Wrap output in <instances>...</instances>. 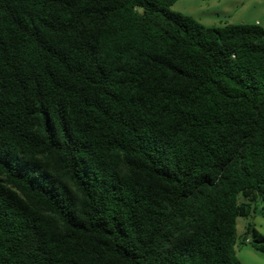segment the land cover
I'll return each mask as SVG.
<instances>
[{"label": "trees", "instance_id": "1", "mask_svg": "<svg viewBox=\"0 0 264 264\" xmlns=\"http://www.w3.org/2000/svg\"><path fill=\"white\" fill-rule=\"evenodd\" d=\"M175 1L0 0V264H241L264 28Z\"/></svg>", "mask_w": 264, "mask_h": 264}, {"label": "rangeland", "instance_id": "2", "mask_svg": "<svg viewBox=\"0 0 264 264\" xmlns=\"http://www.w3.org/2000/svg\"><path fill=\"white\" fill-rule=\"evenodd\" d=\"M170 9L189 15L206 27L258 24L264 28V0H176ZM262 222L260 230L264 234V219ZM245 226L246 219L238 218L236 256L244 264H264V253L240 244L242 238H248Z\"/></svg>", "mask_w": 264, "mask_h": 264}, {"label": "crops", "instance_id": "3", "mask_svg": "<svg viewBox=\"0 0 264 264\" xmlns=\"http://www.w3.org/2000/svg\"><path fill=\"white\" fill-rule=\"evenodd\" d=\"M245 219H246L245 229H246L247 225L249 223H251L256 228V230L264 236L263 232L260 230V225L263 223L262 220L264 219V217L259 212L256 213L255 215H253L252 217L245 218ZM236 224H237V221H236ZM248 240H251V239L249 238ZM253 251H255V250H253ZM255 252H257V251H255ZM241 264H244V263L241 262Z\"/></svg>", "mask_w": 264, "mask_h": 264}, {"label": "water", "instance_id": "4", "mask_svg": "<svg viewBox=\"0 0 264 264\" xmlns=\"http://www.w3.org/2000/svg\"><path fill=\"white\" fill-rule=\"evenodd\" d=\"M252 243H253V244H256V242H255V241H253Z\"/></svg>", "mask_w": 264, "mask_h": 264}, {"label": "clouds", "instance_id": "5", "mask_svg": "<svg viewBox=\"0 0 264 264\" xmlns=\"http://www.w3.org/2000/svg\"><path fill=\"white\" fill-rule=\"evenodd\" d=\"M247 241L249 242V240H247ZM247 241H246V242H247ZM248 242H247V243H248Z\"/></svg>", "mask_w": 264, "mask_h": 264}, {"label": "built area", "instance_id": "6", "mask_svg": "<svg viewBox=\"0 0 264 264\" xmlns=\"http://www.w3.org/2000/svg\"><path fill=\"white\" fill-rule=\"evenodd\" d=\"M248 242V241H247Z\"/></svg>", "mask_w": 264, "mask_h": 264}]
</instances>
